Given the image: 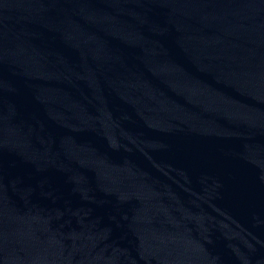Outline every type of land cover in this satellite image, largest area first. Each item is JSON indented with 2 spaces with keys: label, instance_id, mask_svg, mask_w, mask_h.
I'll list each match as a JSON object with an SVG mask.
<instances>
[{
  "label": "water",
  "instance_id": "obj_1",
  "mask_svg": "<svg viewBox=\"0 0 264 264\" xmlns=\"http://www.w3.org/2000/svg\"><path fill=\"white\" fill-rule=\"evenodd\" d=\"M0 264H264V0H0Z\"/></svg>",
  "mask_w": 264,
  "mask_h": 264
}]
</instances>
